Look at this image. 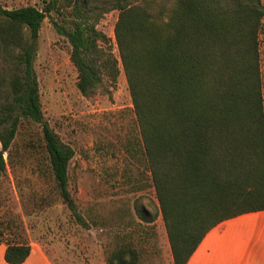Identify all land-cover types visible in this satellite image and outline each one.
<instances>
[{"label":"trees","instance_id":"trees-1","mask_svg":"<svg viewBox=\"0 0 264 264\" xmlns=\"http://www.w3.org/2000/svg\"><path fill=\"white\" fill-rule=\"evenodd\" d=\"M43 8L0 6V178L24 123L41 128L44 152L63 202L81 225L69 188L75 150L45 120L34 59ZM63 0L70 25L51 19L71 44L83 95L115 84L123 69L159 209L138 207L142 220L162 216L173 264H187L206 235L224 222L264 211V100L260 73L261 0ZM61 6V5H60ZM117 9L111 38L96 27ZM4 260L23 264L32 244L18 216L0 220ZM125 244L107 264H139Z\"/></svg>","mask_w":264,"mask_h":264},{"label":"rangeland","instance_id":"rangeland-1","mask_svg":"<svg viewBox=\"0 0 264 264\" xmlns=\"http://www.w3.org/2000/svg\"><path fill=\"white\" fill-rule=\"evenodd\" d=\"M46 0H0L11 9L26 5L43 8ZM264 4V0H261ZM53 10L42 23L34 68L44 118L61 140L75 150L69 164V188L87 225L79 224L58 195L44 152L41 128L24 123L12 146L7 172L0 178V220L18 216L40 264H107L109 253L125 244L140 254L139 264H173L161 215L151 223L141 219L138 207L155 214L156 192L144 154L132 98L123 69L115 84L83 95L71 60V44L51 19L70 25V8ZM61 5V6H60ZM98 7L107 4L98 0ZM117 9L104 12L96 27L112 40ZM260 73L264 100V17L259 32ZM3 64L0 62V67ZM264 211L246 216L257 218ZM5 245L0 244V264Z\"/></svg>","mask_w":264,"mask_h":264},{"label":"crops","instance_id":"crops-1","mask_svg":"<svg viewBox=\"0 0 264 264\" xmlns=\"http://www.w3.org/2000/svg\"><path fill=\"white\" fill-rule=\"evenodd\" d=\"M35 253L32 247L23 264L47 263ZM187 264H264V212L257 218L245 214L212 229Z\"/></svg>","mask_w":264,"mask_h":264}]
</instances>
